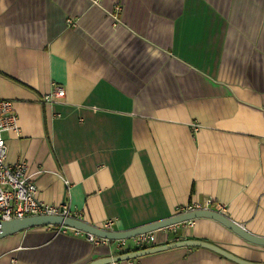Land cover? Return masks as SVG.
Returning a JSON list of instances; mask_svg holds the SVG:
<instances>
[{
    "label": "crops",
    "instance_id": "1",
    "mask_svg": "<svg viewBox=\"0 0 264 264\" xmlns=\"http://www.w3.org/2000/svg\"><path fill=\"white\" fill-rule=\"evenodd\" d=\"M55 85L66 96L47 104ZM1 98L19 115L7 161L28 162L41 200L114 230L212 200L264 237V0H0ZM179 237L264 263V246L211 218ZM116 255L51 225L0 239V264ZM115 264L238 263L182 246Z\"/></svg>",
    "mask_w": 264,
    "mask_h": 264
},
{
    "label": "built area",
    "instance_id": "2",
    "mask_svg": "<svg viewBox=\"0 0 264 264\" xmlns=\"http://www.w3.org/2000/svg\"><path fill=\"white\" fill-rule=\"evenodd\" d=\"M66 96L64 87L55 85L51 92L43 97V101L51 104ZM19 115L15 109L14 103L10 99H0V228L1 221H9L16 218H23L26 216L39 215H61L66 217H80L78 210L71 207L70 203L64 202L60 205H54L41 200L38 196V188L36 185L35 176L29 171V164L26 160L20 159L15 163L7 161L8 144L4 137L7 131H14L20 133V126L18 123ZM214 209L219 212H224L225 205L221 203L213 204L212 200H207L205 205L200 202L188 203L185 206H178L176 213L188 212L196 209ZM191 222L185 221L181 223L172 224L161 229L142 233L130 238L109 239L97 237L91 233L79 231L72 227L59 225L58 232L74 230L76 233H84L88 239L97 243H108L112 247L115 254H124L146 247L157 246L168 242L160 241L159 235L167 237L174 236V241L181 240L179 231L184 226ZM116 224L115 218H108L101 226L104 230H114ZM55 226V225H51Z\"/></svg>",
    "mask_w": 264,
    "mask_h": 264
},
{
    "label": "water",
    "instance_id": "3",
    "mask_svg": "<svg viewBox=\"0 0 264 264\" xmlns=\"http://www.w3.org/2000/svg\"><path fill=\"white\" fill-rule=\"evenodd\" d=\"M211 218L214 220L219 221L233 232L244 238L248 242L253 244L264 246V237L258 236L256 234L251 233L248 231L244 226L237 223L233 219H231L226 214L219 212L214 209H196L192 211L182 212V213H175L174 215L163 218L160 220H156L147 224H143L141 226H137L126 230H104L101 227L96 225L90 224L85 220L76 217H66L61 215H39V216H26L23 218H16L9 221H1V228H0V239L7 237L9 235L15 234L17 232L26 230L28 228L34 226H41V225H64L68 227H72L75 229H79V231H83L86 233H91L97 237L109 238V239H122V238H130L142 233H147L151 231H155L161 229L163 227L170 226L172 224L181 223L197 218ZM182 246H198L204 247L218 253L238 264H264L262 262H254L243 259L232 252H228L225 248L214 244L212 242H208L205 240H198V239H183L177 240L174 242H168L165 244L146 247L143 249L135 250L132 252L119 254L116 256H108L103 258H98L90 261L88 264H115L116 262L123 261V260H130L141 255H146L150 253H155L175 247H182Z\"/></svg>",
    "mask_w": 264,
    "mask_h": 264
}]
</instances>
